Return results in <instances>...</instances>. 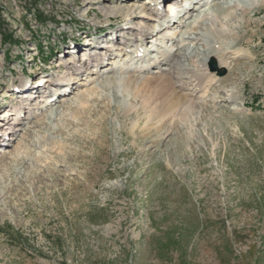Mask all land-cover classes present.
Here are the masks:
<instances>
[{
	"label": "rangeland",
	"instance_id": "1",
	"mask_svg": "<svg viewBox=\"0 0 264 264\" xmlns=\"http://www.w3.org/2000/svg\"><path fill=\"white\" fill-rule=\"evenodd\" d=\"M182 1L169 13L174 0H41L49 19L37 22L30 0H0V117L23 83L66 76L60 61L86 69L0 145V264H264V0ZM128 3L163 20L112 14ZM121 28L150 64L123 52L128 72L91 73L86 48ZM213 52L229 81L211 86ZM160 72L179 73L196 103L186 120H153L112 82Z\"/></svg>",
	"mask_w": 264,
	"mask_h": 264
},
{
	"label": "bare ground",
	"instance_id": "2",
	"mask_svg": "<svg viewBox=\"0 0 264 264\" xmlns=\"http://www.w3.org/2000/svg\"><path fill=\"white\" fill-rule=\"evenodd\" d=\"M251 1L255 4L256 3L258 4L257 0H251ZM202 2L203 0H199L198 4ZM175 3L176 1L174 0V2L170 6L169 13L178 11L179 6L181 7L183 1L180 0V5L176 8H175ZM261 6L259 7L257 5L258 9L262 8ZM116 10L117 12L112 13L115 14L116 16H118L119 14L121 15L126 14L127 17H130L132 16L134 11L140 10L139 14L143 18H146L147 20L149 19L163 20L160 14L156 12L154 9L148 11L146 7L144 6L136 7L135 4L132 3H128L123 7L117 8ZM191 12H193V10L187 11L186 9L182 11L180 22H182L185 17L191 15ZM125 29H129V28H121L115 32H112L111 35L109 34L111 37H109L108 39L107 37H103V36L100 37L99 39H95V43H91L90 44L91 46L89 48H86L85 52L86 53L89 52V57L87 58L86 62L88 63V65L92 64V67L90 68L91 73H93L92 68H94L95 71L97 72L106 69L107 75H116V74L128 72V69L127 68L124 69V67L120 65V62H115L118 57L120 58L123 52L127 53L126 54L127 56L130 55L129 62H132V64H140V63L148 62L146 60L147 58L143 57V53H139L140 52L139 50L135 49L131 51V45H132L131 40L123 36ZM224 32L225 30L220 33H224ZM156 36L157 35H154V33H151V31L149 32V30L148 31L143 30L142 32L139 33V37L144 39V41L146 42L149 41V38H154ZM92 37L94 38L95 36ZM120 37L123 38L122 43H114V41H119ZM82 47L83 45L75 46L72 47L71 49L69 48L66 51L69 52L70 50L73 51L74 49L79 50L82 49ZM213 54L214 52L210 54L208 58L213 59L214 58ZM171 61H172V57L166 55L164 56L162 63H164L163 65H167L168 63H171ZM60 63L68 67L66 76L64 77L58 76L56 78L55 76L53 77L49 75V72L44 71V75L38 80V82L33 81V86L24 87L25 83H23L22 86H19L17 88L19 90H17V95H16L17 96L16 98L18 99L16 107L14 106L13 109L6 110L5 112H3L2 117H0V145L4 143L3 145L8 146L10 140L15 139V137H10L7 139V135L16 132L17 126L19 125L20 121L23 120V117L19 119V117L21 116L20 114L23 111L25 112L26 109L29 110L33 109L35 106L41 103H43L46 107L49 105L50 106L49 108H52L53 106L52 104H55V102L49 104L48 99L55 97V95L59 93H63V91H66L69 88L71 90L73 85L76 83V80L85 76L86 74V69L85 68L81 69L80 65L77 63L75 64L73 59L68 60V62L66 60L64 63L60 61ZM71 65L72 67H70ZM103 65H105V67H102ZM163 65L160 68L161 71H163ZM142 70L143 72L145 71L146 73L147 72L149 73L148 68H143ZM154 73L155 72H153V74ZM212 74H213L212 78L208 82L209 85H211L215 81V79L217 80L216 83L217 82L225 83L229 81V78L222 79L219 76H217L216 71ZM173 75L180 76L179 73H175V72H172V75L170 74L164 75L163 72H160L157 76H153V77L148 76L139 80L138 79L130 80L131 78L130 79L128 78L129 80L123 81L122 83L120 79L112 80V82L113 84L115 82L116 84L117 83L123 84L125 87H129L131 91L134 93L135 98H139L141 100L142 103L141 105L143 106L142 108L149 113V115L153 120H157V122L159 123L166 122L168 118L173 116V114H175L179 110L183 111L182 119L186 120L188 116H190L197 110V105L195 102H191L192 101L191 98L181 93V88L178 87L177 84H175V82H173L172 79ZM231 75L235 76V70H232ZM198 84L199 86H202L200 80ZM38 95H42L41 96L42 98L36 99ZM69 95L70 93L67 96ZM60 98L61 99L59 102H67L66 96ZM38 101H42V102L37 103ZM12 117H14L15 119ZM11 120H13L12 123ZM16 123L18 124L15 126ZM157 130L158 133H160L162 127L158 128ZM151 132L152 129H148L146 136L147 137L150 136ZM10 136H14V135H10ZM5 152L6 151L4 149L0 150V154ZM19 154H20V150H19Z\"/></svg>",
	"mask_w": 264,
	"mask_h": 264
},
{
	"label": "trees",
	"instance_id": "3",
	"mask_svg": "<svg viewBox=\"0 0 264 264\" xmlns=\"http://www.w3.org/2000/svg\"><path fill=\"white\" fill-rule=\"evenodd\" d=\"M39 1H41V0H30L31 8L28 10H29V12H31V14L35 18V21L44 22L47 19H49V17L45 13H43L41 11V9L39 8ZM0 29H2L1 21H0ZM3 34L4 33L2 32L1 35H2V39H3L4 43H9L12 41L13 38H11L10 36H7V35L5 36Z\"/></svg>",
	"mask_w": 264,
	"mask_h": 264
},
{
	"label": "water",
	"instance_id": "4",
	"mask_svg": "<svg viewBox=\"0 0 264 264\" xmlns=\"http://www.w3.org/2000/svg\"><path fill=\"white\" fill-rule=\"evenodd\" d=\"M209 67L211 68V70L213 71H218L220 75H224L225 74V70H219L217 68V64L215 62L214 59H212L211 63L209 64Z\"/></svg>",
	"mask_w": 264,
	"mask_h": 264
}]
</instances>
